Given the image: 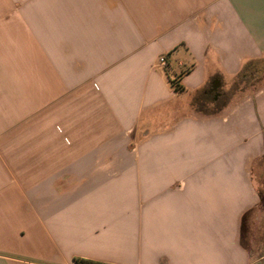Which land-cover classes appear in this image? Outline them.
Instances as JSON below:
<instances>
[{"label": "crops", "instance_id": "1", "mask_svg": "<svg viewBox=\"0 0 264 264\" xmlns=\"http://www.w3.org/2000/svg\"><path fill=\"white\" fill-rule=\"evenodd\" d=\"M260 59L264 0H0V264H264Z\"/></svg>", "mask_w": 264, "mask_h": 264}, {"label": "trees", "instance_id": "2", "mask_svg": "<svg viewBox=\"0 0 264 264\" xmlns=\"http://www.w3.org/2000/svg\"><path fill=\"white\" fill-rule=\"evenodd\" d=\"M167 67V66H166ZM165 67V68H166ZM164 68V70H166ZM167 74V71H165ZM179 77H175L173 80H168L170 85L174 88L176 92H181L183 90L182 86L179 84ZM212 82H217V79H212ZM264 83V59L252 60L247 62L238 74L231 80L229 84V92L232 95H236L245 91H254L261 87ZM211 86L203 91L192 94L191 107L194 110H201L208 100L213 98V93H209ZM207 102L206 107H211ZM213 107V106H212ZM215 108V107H213ZM260 204H264V183L259 190ZM75 264H106L99 261L76 258L74 260Z\"/></svg>", "mask_w": 264, "mask_h": 264}, {"label": "built area", "instance_id": "3", "mask_svg": "<svg viewBox=\"0 0 264 264\" xmlns=\"http://www.w3.org/2000/svg\"><path fill=\"white\" fill-rule=\"evenodd\" d=\"M158 62L164 68L167 66V62H166L165 56H160L159 59H158Z\"/></svg>", "mask_w": 264, "mask_h": 264}, {"label": "rangeland", "instance_id": "4", "mask_svg": "<svg viewBox=\"0 0 264 264\" xmlns=\"http://www.w3.org/2000/svg\"><path fill=\"white\" fill-rule=\"evenodd\" d=\"M261 206L264 207V204H261ZM261 209H262V213H260L261 214V225H264V208H261ZM262 228H264V226H262Z\"/></svg>", "mask_w": 264, "mask_h": 264}, {"label": "water", "instance_id": "5", "mask_svg": "<svg viewBox=\"0 0 264 264\" xmlns=\"http://www.w3.org/2000/svg\"><path fill=\"white\" fill-rule=\"evenodd\" d=\"M219 87V84H217L216 82L212 84V89L216 90Z\"/></svg>", "mask_w": 264, "mask_h": 264}]
</instances>
